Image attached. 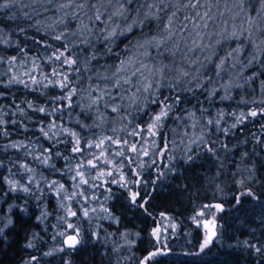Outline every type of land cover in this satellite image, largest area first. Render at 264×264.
Returning a JSON list of instances; mask_svg holds the SVG:
<instances>
[{
  "label": "rangeland",
  "instance_id": "obj_1",
  "mask_svg": "<svg viewBox=\"0 0 264 264\" xmlns=\"http://www.w3.org/2000/svg\"><path fill=\"white\" fill-rule=\"evenodd\" d=\"M209 2L214 23L209 21L207 31L225 35L232 31L243 33L244 52L227 60L217 77V57H226L238 43L224 40L216 46L213 63L204 61L207 65L201 69L204 75L192 66L190 76L183 78L181 87L190 90L161 89V100L177 94L181 97L179 104L173 99L167 101L172 111L164 121L162 134L169 142L168 158L153 157L157 163L143 169L137 168V164L140 159L148 158L137 159L132 168L140 172L139 177L129 174L125 162L122 171L130 181L127 187L105 182L112 177L93 179L97 170L88 167L81 169L89 179L88 185L77 188V182L71 179L79 163H86L93 154L99 153V149L87 148L85 141L91 143L103 136L134 141L138 138L128 137L127 133L142 121L141 126H145L150 116L159 111L156 105L144 102L143 97L137 104H131L128 99L118 100L119 113L112 112L111 105L89 107L91 97L86 91L89 84L81 85L82 77L73 69L80 67L83 76L91 74L93 84L100 83L96 80L97 74L111 75L114 71L102 66L118 63L115 55L86 60L93 55V48L103 47L95 37L102 35L98 29L104 25L93 24L88 19V16L94 17V12L85 16L72 7H60L70 0H52L51 4L47 0H17L11 8L0 10V41H7L0 42V58H3L0 59V120L4 121L0 124V227L11 220L0 232V264H142L153 251L163 254L155 256L149 264H264V116L247 117L232 127L241 112L247 114L264 108V11L259 0H245L243 11L238 0ZM146 11L140 9L141 14ZM74 12L81 19H72ZM184 14L178 13L181 18ZM129 15L134 17L135 13ZM61 19L69 25L63 43L73 49L72 58L77 60L72 69L54 58L57 49L64 51L60 47L62 42L53 39L65 30L58 23ZM114 19L124 23L120 17ZM81 22L92 32L84 30L83 36L72 37L70 33ZM140 31L135 29L130 39L143 43ZM215 39L213 35L212 41ZM83 40L91 43L85 45ZM123 49L122 43L114 48L120 53V59L144 60L143 49L134 48L128 53ZM149 51L155 55L154 50ZM12 56L16 61L9 63ZM85 64L91 73L84 71ZM176 68L181 71L189 68L179 54ZM53 69L70 74V87L78 89L71 98V107L67 106L69 101L55 99L67 95L68 89L44 87L48 83L44 77L53 81L60 79L51 75ZM32 76L42 83L32 84ZM193 76H199L202 88H192L186 82ZM13 77L28 83L29 87L20 83L4 87ZM176 79H181L179 72ZM214 90L216 94L212 95ZM225 95L229 98L221 100ZM40 107L48 109L51 115L36 111ZM137 107L141 110L137 111ZM53 108L58 110L53 112ZM210 119L214 121L211 125L207 123ZM217 120L219 124L215 123ZM53 123L56 127L50 128ZM41 128L48 132V137L40 132ZM72 132L81 140L83 154L72 152L76 139ZM144 135L150 144L152 138L147 133ZM155 139L159 143V137ZM209 148L213 151H208ZM116 150L115 145L109 147V154L118 162L120 158L114 157ZM189 155L193 157L191 161L187 160ZM45 158H48L47 165L42 162ZM7 180L16 181L18 190L11 191ZM54 180L64 184L66 193L57 195L56 186L50 187ZM22 187L30 191L19 190ZM73 192L77 195L65 198ZM81 192L83 196L79 195ZM132 193H138L135 202L131 199ZM217 204L221 206L219 209L205 207ZM69 209L76 215L71 216ZM84 209L88 211L87 216L83 214ZM68 224L80 233V243L75 248L64 243L68 235L75 234ZM155 228L160 229L159 240L151 235ZM205 240L208 243L202 247ZM252 245L261 251L256 252Z\"/></svg>",
  "mask_w": 264,
  "mask_h": 264
},
{
  "label": "snow or ice",
  "instance_id": "obj_2",
  "mask_svg": "<svg viewBox=\"0 0 264 264\" xmlns=\"http://www.w3.org/2000/svg\"><path fill=\"white\" fill-rule=\"evenodd\" d=\"M47 2L51 4L52 0H47ZM244 2L245 0H238L241 11H243ZM259 2L261 3V11H264V0H259ZM16 3L17 0L0 2V10L9 9ZM113 5H117V7H115L114 10H110ZM125 5H128L129 7L126 8ZM133 5H138V7L133 8ZM60 7H72L83 12L85 16L88 15V12H94V17L88 16V19L92 21L93 24L100 23L104 25L102 29H98L102 35L95 37L103 47L93 48V55L91 57H86V60H98L101 56H107L110 58L112 55H115L118 60V63L102 66L113 68L114 71L111 75L100 76L97 74L96 80L100 81V83L93 84L92 75L83 76L80 67L73 69L81 75V85L84 83L89 84V88L86 89L91 97L89 107L92 105L99 106L103 104V106L107 108L111 105V111L119 113L121 111V104L117 103L118 100L124 101L125 99H128L131 101V104H137L140 98L143 97L144 102L147 104H154L159 108L158 112H155V114L150 116V122L146 123L145 126H141V124L144 123L142 121L141 123L135 124L132 130L127 133L128 137L138 138L134 139V141H130L127 138H113L112 136H103L98 138V141H93L91 143L85 141L84 143L87 148L99 149V153L93 154L90 159H87L86 163H79L74 175L71 176V179L77 182L75 185L77 188L81 185H88L89 179L86 178V173L81 170L88 167L97 170V174L92 177L93 179L101 180L105 177H112L111 180L105 182L118 183L122 187H127L130 181L127 180L122 171L125 162H127V166L130 170L129 174L139 177L141 175L140 172L132 168V165L136 163L137 159L143 157L148 158V160L140 159V162L137 164V168L143 169L146 165L151 167L157 163V159L153 157H158L161 160L168 158L167 152L169 150V142L162 134L164 121L169 118V113L172 111V105L167 101L173 99L174 103L179 104L181 103V97L177 94L175 97H165L161 100V89L167 88L169 91H175L177 87H181L183 78L190 76L192 66H196L195 71L201 76L204 75V73L201 72V69L207 67L204 61H207V63H213L212 58L217 55L216 46L220 45L224 40H235L238 42L236 47L228 51L226 57H217L219 63L215 64V68L218 69V71H216V76L219 77V70H223L225 62L239 57V55L244 52L246 43L241 41V35H243V33L232 31L225 35L221 32L212 33L207 31L209 29V21H213L214 23V17L211 14L212 5L209 0H154L153 3H148L146 0H144V2H142V0H70V3H63ZM141 8H145L147 11L141 14ZM85 9L88 11H84ZM101 9H103V11ZM201 9H204V11L202 12ZM130 12H134L135 16H130ZM180 12H185L186 14L181 18V16L178 15ZM65 15L68 14L66 13ZM116 17L122 18L124 23H117L114 19ZM71 18L74 20L81 19V17L77 16L75 12L72 14ZM129 20H131L130 23L128 22ZM58 23L63 24L65 30H62L60 34L55 35L53 39L62 42L60 47L64 48V51H59V49H57L54 53V58L57 61H60L61 65H66L68 68L72 69L74 65H77V60L72 58L73 49H70L67 43H63L69 25L65 23V20L63 19L58 21ZM135 29L141 30L140 38L143 40V43H139L138 40L130 39V34H134ZM84 30L89 33L92 32V29L88 28L87 24L81 22V25L75 31H72L70 35L72 37L83 36ZM213 35L216 37L214 41H212ZM205 37L208 38V41L212 42L206 41ZM247 40L248 38L246 37L245 41ZM125 41H127V43ZM0 42L7 43V41ZM82 42L85 45L91 43L89 40H83ZM121 43L124 44L123 51L125 53L132 51L134 48L143 49L142 55L144 60L134 61L131 58L120 59V53L115 52L114 48H118ZM149 49L154 50L155 55H153L152 51H149ZM190 53L192 54L191 56L189 55ZM178 54L179 58L189 65V68L183 71L176 68ZM201 54H204L203 61L201 60ZM165 59L168 60V63L164 62ZM253 59H255V57ZM15 61L16 57L12 56L8 62L14 63ZM248 63H252V61H248ZM233 67H235V64H233ZM84 71L91 73L92 70L87 64H85ZM177 72L180 73L181 79H176ZM51 75L54 77H60V79L53 81L44 77L43 79L48 80V83L44 84V87L47 88L49 85H54L61 90L68 89L69 91L67 95H61L55 97V99L58 101H69L67 106L71 107V98L77 94L78 89L77 87H70L72 84L70 74H65L53 69ZM251 78L252 77H250V79ZM31 82L34 85H40L42 80H38L35 76H32ZM186 82L191 84L192 88L203 87L199 76H193ZM209 82H211V78H209ZM13 83L23 84L25 88L29 87L28 83L22 80L18 81L15 77L9 80L8 84L4 85V87H10ZM101 83L103 86H101ZM236 86L238 87L239 85ZM181 90L184 91L190 89H184L181 87ZM93 93H95L94 96ZM215 94L216 92L214 90L212 95ZM149 96L152 97L151 100L148 99ZM228 98V95L220 97L221 100ZM131 104L129 105V108L131 107ZM28 107L33 108V105L28 103ZM57 110L58 109L56 108L52 109L53 112ZM140 110L141 108L137 107V111ZM36 111L45 115H51V112L44 107H40L36 109ZM129 115H131V112H129ZM258 116H264V108H261L259 111L251 110L247 114L241 112L239 116L236 117V123L233 124L232 127H236V124L243 123L247 117L256 118ZM124 119H127V117H124ZM213 122L214 121L211 119L207 121L209 125L213 124ZM129 123H131V121H129ZM215 123L219 124V121L217 120ZM0 124H4V121L0 120ZM49 127L55 128L56 125L53 123L49 125ZM192 127H195V125ZM64 131L67 132L68 130L64 129ZM113 131H115V129H113ZM40 132L45 137H48V132L45 131L44 128H41ZM144 133H147L148 136L152 138L150 144L148 137H146ZM5 134L7 133L5 132ZM70 134L73 137H76L75 142L72 144V152L83 154L85 149L84 147H81V140L75 132ZM185 135H187V133H185ZM156 137H159V143L156 142ZM201 142H203L202 139ZM192 143H196V141H192ZM106 144L108 147H106ZM112 145L116 146L117 150L114 152V157L120 158L118 162L113 158V154H109V147ZM11 146L16 147L15 144ZM188 150L191 152V147H189ZM208 151L211 152L213 149L209 148ZM57 155L59 156V153H57ZM64 159H67V157H64ZM192 159L193 157L191 155L187 156V160L191 161ZM42 162L47 165L48 158H45ZM102 165L109 167H102ZM23 167H25L26 170L31 171V169L27 168V165H24ZM6 182L10 186L11 191L14 192L18 190L16 181L7 180ZM135 182L139 183L142 181L137 180ZM52 186H56L57 195L66 193L67 191L64 184L58 183L55 180L51 182L50 187ZM19 190H22L25 193L30 191L28 187H22ZM76 195L77 193L73 192L71 196H65V198L72 199V197ZM79 195L83 196L84 193L81 192ZM137 195L138 193H132L131 199L133 202L136 201ZM249 195H251V193H249ZM205 207H215L219 209L221 206L217 204L215 206ZM69 214L75 216L76 212L69 209ZM83 214L84 216L88 215L87 209L83 210ZM200 215H204V213L201 212ZM0 219H2V217H0ZM10 224L11 220L9 219L7 224L0 227V232H3V229ZM67 227L73 229L75 234L68 235L64 243L69 248H75L80 243V233L72 224H68ZM60 235L63 236L64 233L61 232ZM151 235L159 240L160 229H153ZM207 243L208 240H205L202 247L206 246ZM28 246L31 247L32 245L29 244ZM252 247L255 248L256 252L261 251V248L256 247L255 245H252ZM162 254L163 253L159 251H153L145 257L142 264H149V261L155 256Z\"/></svg>",
  "mask_w": 264,
  "mask_h": 264
},
{
  "label": "trees",
  "instance_id": "obj_3",
  "mask_svg": "<svg viewBox=\"0 0 264 264\" xmlns=\"http://www.w3.org/2000/svg\"><path fill=\"white\" fill-rule=\"evenodd\" d=\"M213 208H215V207H212V210H213ZM208 224L209 225H211L212 223H211V220H208ZM206 231H208L209 232V229L208 228H206ZM150 262V261H149Z\"/></svg>",
  "mask_w": 264,
  "mask_h": 264
}]
</instances>
